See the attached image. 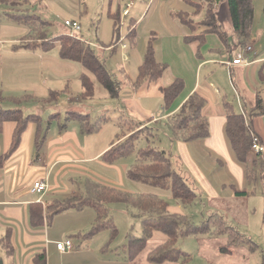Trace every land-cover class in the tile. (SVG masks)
<instances>
[{"label":"crops","instance_id":"obj_1","mask_svg":"<svg viewBox=\"0 0 264 264\" xmlns=\"http://www.w3.org/2000/svg\"><path fill=\"white\" fill-rule=\"evenodd\" d=\"M261 2L264 0L254 1L255 9L256 4H261ZM137 5L138 0L128 1L126 8L123 9V13L128 10V15L125 17L130 16ZM29 7L30 5L24 6L23 9L29 11ZM219 7V16L228 26L221 28L226 33V38L222 39L217 34L208 33L204 41L188 43L186 37L200 35L206 30V27L198 25L205 17L204 11L193 15L195 9L190 7L185 0L182 2H178V0H141L139 10L135 13L138 18L131 21L136 22L137 43L135 47L130 45L131 51L126 60H130V62L133 60V65L138 70L143 63L150 39L155 36L156 59L166 68L158 81H147L144 83V87L147 85L146 89H149L152 85L160 84L159 92L150 96L154 97L158 106H161V118L166 123L170 115L178 112L191 95L197 93L206 100L203 115L209 121L210 137L188 143L171 138L172 151L168 155L174 170L186 179L194 191L203 192L209 202L219 199L226 204L230 199L250 201L258 196L264 202V155L255 156L250 151L247 163L242 164L237 161L226 135L224 110L225 101L232 103L236 112L244 116L250 134L258 136L264 143V115H257L259 112L257 109L258 100L262 99L264 103V80H261V77L264 76V28L262 23L257 25L258 12H256L253 35L247 44L252 49L247 51L243 46L242 39L234 32L228 4L223 3ZM142 10L144 12L139 15ZM180 11L193 15L192 19L196 22L195 31L190 30L179 19L174 18L172 13ZM261 20L262 18H260ZM211 35H216L219 41L224 44L223 47L210 38ZM22 39H19V43ZM14 41V39L4 38L0 27V54L21 56L37 51L14 50L13 46L19 43L13 44L10 48L5 47L7 43ZM210 42L211 44H209ZM102 48L113 49L105 45ZM123 49L128 50V47H123ZM238 53L249 59V65L234 66L230 64ZM60 59L62 62L59 61L58 63H61L59 65L64 64V60L61 57ZM47 65L48 67L56 66L57 63L49 61ZM22 66L25 65L17 63L2 66L4 76L7 73V79H9L15 69ZM123 73L128 79L129 75L125 69ZM58 76L61 77V74ZM62 76L65 77V74ZM178 78L185 81V91L175 104L172 113L167 114L164 110V89ZM8 81L10 82V80ZM59 82L61 81L58 80V84ZM53 88H48L51 94L65 92L63 89ZM27 96H31V100L35 99L32 95ZM138 96V94H134L127 98L124 97L120 104L129 117L128 121L140 122V128L137 130H141L150 125L153 122L151 117H156V115L152 109L147 108L146 100H142ZM144 96H147L146 92ZM6 97L12 98L14 94L11 93ZM70 98L73 100L72 97ZM156 118L158 120V117ZM69 127L65 126L56 132L48 130L41 148H38L37 132L41 133V126L30 123L21 136L19 148L10 153L14 144L17 124L15 126L14 122L4 124L0 134V157L4 155L9 157L4 158V166L0 168V264H35V256L43 252L47 254L48 264H97L98 260L93 255L92 245L76 252L74 249L70 252H61L57 248L58 243L66 240H71L74 243V240L68 237L69 233L79 232L78 238L86 241L83 234L90 230L97 217L94 209L67 211L57 215L51 225L45 228L36 229L30 221L31 204L42 202L47 208L55 201L84 196V187L78 181L91 179L99 182L96 176H99L100 169L105 168L104 171L112 176H116L114 173L117 169L120 173L119 177L123 180V166L120 164L109 165L102 161L104 153L111 148L112 143L116 140L107 149L90 155L79 141L78 132L85 131L82 129L78 131L75 126L74 128ZM73 148L79 153L75 152ZM261 165V172L257 171L256 177L253 179L248 178L247 170L255 171ZM37 181H44L47 184L48 191L46 193L32 192ZM38 195L40 196L37 197ZM219 203L216 207L219 206ZM170 212H172L171 209ZM177 213L184 214L182 211ZM230 216L234 223L248 225L244 221L236 222L237 219H234L233 215ZM8 236H10V247L4 246L3 241ZM75 246L76 244L74 248Z\"/></svg>","mask_w":264,"mask_h":264},{"label":"rangeland","instance_id":"obj_2","mask_svg":"<svg viewBox=\"0 0 264 264\" xmlns=\"http://www.w3.org/2000/svg\"><path fill=\"white\" fill-rule=\"evenodd\" d=\"M128 1L130 0H32L28 12L31 16H37L43 21L50 23L47 30L49 38H55L62 34H71V29L65 25V22L78 21L81 25V31L72 34L86 41L93 48L97 57L105 63L114 80L119 83L118 98H112L104 86L98 82L97 78L80 63L64 60V64L59 65L61 64L58 63L61 61L60 46L57 42L53 49L48 52L38 49L36 53H26L21 56L8 55L6 53L0 54L1 94L4 97L13 93L15 98H25L27 95H32L35 98L23 101L20 105L10 102L0 103V107L6 110L20 109L25 116H35L36 119H39V125L34 121L36 126H41L40 138L37 141L43 142L42 138L47 136L48 130L56 132L65 126H70L69 128H74L75 126L78 131L84 130L85 132L83 133L78 132L79 141L86 148L88 154L94 155L107 149L118 137L123 136L124 138L125 135L130 134L129 127H131V124L130 122L128 123L129 117L120 102L124 97L127 98L138 94L139 98L146 100L147 108L153 110L154 115L158 117V122L156 123L151 119L153 122L146 126L149 130L145 127L142 128V131L136 137L134 152L116 162V164L124 167V172L122 171L123 180L119 177V170L116 169L114 173L116 177L105 172V168L100 169L101 172H99V176H96V179L105 185L122 191L146 193L151 191V189L145 185L129 181L127 172L137 162V155L141 149H146L149 146L156 147L170 155L172 137L166 121L161 118V106H158L154 97L150 96L159 92L160 84L152 85L149 89H146L147 85L144 87V84L136 87L139 72L134 67L133 60L131 62L126 60L131 51L129 40L126 38L128 27L132 19L138 18L135 13L139 10L138 7L141 4V0H138L137 8L134 9L130 16L125 17L123 16V9L126 8ZM178 2H182V0H178ZM219 8L217 7L216 10L218 23L222 28H227V23L219 16ZM4 9L0 8V27L4 38L15 40L5 45V47L10 48L13 44L19 43V39H22V37L30 35L31 29L30 26L9 21L3 13ZM110 9L115 13L118 10L122 12L121 41L116 48L112 46L113 49L105 50L102 47L104 45L109 46L116 38L114 21L108 15ZM143 12L144 10L139 12V15ZM256 12H258L256 16L257 25L262 23L264 28V2L256 4ZM260 18H262L261 21ZM210 38H213L217 44L223 47L224 44L219 41L216 35H211ZM123 47H128V50L123 49ZM49 61L51 63L54 61L57 65L49 66V68L47 65ZM17 63L25 66L15 69L10 78L7 79L8 75L5 73L4 76L2 66ZM124 69L129 75L128 79L123 73ZM84 73L94 83V96L90 99L82 98L84 89L82 88L81 76ZM58 74H61L62 78ZM62 74H65V77ZM58 80L61 81L59 84ZM49 87H54L53 89L57 90L63 89L65 92L51 94L48 90ZM145 92L147 96H144ZM72 113L88 117L86 129L82 127L79 120L71 118ZM73 142L76 144V141L73 140ZM41 146H38V148H41ZM74 151L79 153L76 149ZM108 170L110 171L111 169ZM84 181H78L81 182L82 187H84ZM195 192L198 195V199L193 205L188 207H184L179 200L174 199L170 192H166L167 194L165 193L164 197L170 204L172 213L182 211L197 226L201 227L203 223H207L210 218L216 215L222 217L228 225L235 227L246 238L252 240L254 243L252 246H257V249L255 252L250 251V245L245 244V246H239L234 249L233 255L222 254L219 249L227 244V239L221 236H213L215 229L213 226H209L206 233L179 238L177 247L190 256V260L186 264H264L263 200L258 196L250 201L246 199H230L224 204V201L219 199L215 202H209L203 192L197 190ZM217 203H219L218 207H216ZM178 206L180 207L178 208ZM108 210L110 218L113 219L119 230L116 239H111L109 231L86 237L90 232L89 230L83 234L86 237V241L78 238L79 232L69 233L68 237H71L76 244L74 252L92 245L93 255L98 260L97 264L182 263H154L148 260L149 253L166 239V236L161 232H154L153 238L149 241L144 252L135 261H131L126 246L129 244L130 237L141 238L143 236L141 222L145 217L141 216L137 209L131 208L125 203L109 204ZM230 215L237 219L236 222L244 221L248 225L244 226L234 223Z\"/></svg>","mask_w":264,"mask_h":264},{"label":"trees","instance_id":"obj_3","mask_svg":"<svg viewBox=\"0 0 264 264\" xmlns=\"http://www.w3.org/2000/svg\"><path fill=\"white\" fill-rule=\"evenodd\" d=\"M32 0H0V8L4 9V15L9 21L16 24L30 26L31 34L24 37L19 44L13 46L14 50H31L42 49L50 51L59 43L60 57L63 60L80 63L88 72L92 73L98 82L110 93L112 98L119 97L120 86L114 80L112 74L96 55L93 48L84 40L71 34H62L55 38H49L47 30L50 23L43 21L37 16H31L28 9ZM190 7L195 9L193 15H198L204 11V19L198 25L206 27V30L200 35L188 36L186 41H204L206 34L214 33L222 39L226 38V33L221 29L218 23L217 7L223 3H227L232 18L234 32L243 42L244 47H248L253 35V22L255 13V0H185ZM17 11V12H16ZM122 12L118 10L116 13L109 10V18L114 21V33L116 38L113 43L107 47L116 48L120 43V26ZM174 18L179 19L190 30H196V22L192 19L193 15L188 12H173ZM136 22H131L128 27L126 38L132 47L136 45L137 31ZM155 36L150 39L142 65L138 69V77L136 87L148 82L158 81L166 66L159 63L156 59L154 42ZM264 80V76L261 77ZM83 99H90L94 96V83L87 74L81 76ZM185 81L181 78L176 79L171 85L164 89V110L167 114H171L175 104L180 100L185 91ZM31 96L25 98H8L0 94V103L10 102L13 104H22L23 101L31 100ZM206 100L195 93L182 105L180 110L170 115L167 119V127L174 140H182L183 142H192L203 140L210 137V126L208 119L203 115V109ZM257 115H264L263 100H258ZM224 110L226 114V135L231 144L232 150L238 162L244 164L248 162L251 146L253 144V136L250 134L245 118L242 114L237 113L233 104L225 101ZM71 118L79 120L83 128L88 125V117L85 115L72 113ZM40 124V120L35 116H25L20 109L6 110L0 107V134L3 131L4 124L7 122H15L17 129L14 137V144L10 151H16L21 143V136L30 123ZM130 122V134L124 138L118 137L106 151L102 157V161L109 165H115L117 161L129 156L135 150V139L142 131L139 123ZM40 127V126H39ZM149 130L147 127H145ZM37 140L40 138V132H37ZM43 140L45 139L42 138ZM124 139V140H123ZM41 142V143H40ZM42 141H37L38 146L42 145ZM0 157V168L4 166V158ZM262 165L257 170H247L248 178L256 177V172H261ZM128 179L133 183L145 185L151 189L146 193H131L119 190L91 179H87L84 185V196L80 198L67 199L63 201H55L47 208L42 202L33 203L30 206L29 216L32 226L36 229L50 226L53 219L62 213L70 210L82 211L86 208H92L96 211L97 217L92 225L88 236H93L103 231L111 233V239L115 240L119 234V230L110 218L108 205L112 203H125L129 207L137 209L142 219L141 226L143 236L141 238L130 237L129 244L126 246L131 261H135L146 249L149 241L153 238L154 232H161L166 239L155 247L148 255V260L154 263H179L186 264L190 260V256L177 247L180 237L188 235H198L206 233L209 226L214 227L213 236H221L227 239V244L219 249L222 254H234V249L239 246L250 245V251L255 252L257 246L252 240L246 238L235 227L228 225L222 217L217 215L210 218L207 223L197 226L193 221L184 214L170 212V204L164 197L166 192H170L171 196L179 200L184 207L193 205L198 199L197 193L186 181V179L174 170L170 158L166 152L149 146L141 149L137 155V162L127 172ZM247 193V192H243ZM241 193V194H243ZM167 194V193H166ZM207 225V226H206ZM10 236L4 238V246L10 247ZM108 247V246H107ZM235 247V248H234ZM234 250V251H233ZM35 264H48L46 252L38 254L34 258Z\"/></svg>","mask_w":264,"mask_h":264},{"label":"built area","instance_id":"obj_4","mask_svg":"<svg viewBox=\"0 0 264 264\" xmlns=\"http://www.w3.org/2000/svg\"><path fill=\"white\" fill-rule=\"evenodd\" d=\"M124 16L128 15V10L123 13ZM65 25L71 29V32L81 31V25L76 21H66ZM71 33L72 36H74ZM125 48V47H124ZM251 47H246L247 51H250ZM249 59L245 58L243 54L238 53L233 60L231 65L238 66V65H249ZM151 119L156 122L157 118L152 116ZM255 156L264 155V143L260 140L258 136L253 135V144L250 150ZM48 191V186L44 181H37L35 182L32 192L36 194H44ZM57 248L61 252H70L74 249V243L71 240H66L62 243L57 244Z\"/></svg>","mask_w":264,"mask_h":264}]
</instances>
